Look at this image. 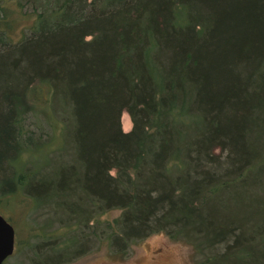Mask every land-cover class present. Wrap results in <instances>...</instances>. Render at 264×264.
<instances>
[{
  "label": "trees",
  "instance_id": "obj_1",
  "mask_svg": "<svg viewBox=\"0 0 264 264\" xmlns=\"http://www.w3.org/2000/svg\"><path fill=\"white\" fill-rule=\"evenodd\" d=\"M16 193L65 230L35 264L157 233L195 264H264V0H0V198Z\"/></svg>",
  "mask_w": 264,
  "mask_h": 264
},
{
  "label": "rangeland",
  "instance_id": "obj_2",
  "mask_svg": "<svg viewBox=\"0 0 264 264\" xmlns=\"http://www.w3.org/2000/svg\"><path fill=\"white\" fill-rule=\"evenodd\" d=\"M120 126L123 131L131 127L130 119L126 112L120 113ZM54 127L56 122L53 119ZM52 132V133H53ZM59 141L56 133H53L52 141L48 148L38 153L40 158L50 151L54 158L57 157V143ZM66 157H70V151H65ZM10 181L7 179V184ZM5 199V201H4ZM33 208V203L22 193L14 196H2L0 198V215L8 221L13 229V250L2 264H35V247L43 238H55L57 234H63L64 229H56L57 222H47L46 226L39 224L45 220L44 212ZM118 211H111L106 216H115ZM56 219V217H55ZM44 223V222H43ZM92 248V249H91ZM61 264H195L193 261L192 248L184 242L168 240L162 233L152 234L130 248V254L126 258L119 257L110 252L103 241L99 246L93 245L77 258Z\"/></svg>",
  "mask_w": 264,
  "mask_h": 264
},
{
  "label": "water",
  "instance_id": "obj_3",
  "mask_svg": "<svg viewBox=\"0 0 264 264\" xmlns=\"http://www.w3.org/2000/svg\"><path fill=\"white\" fill-rule=\"evenodd\" d=\"M13 250V229L0 215V264Z\"/></svg>",
  "mask_w": 264,
  "mask_h": 264
},
{
  "label": "flooded vegetation",
  "instance_id": "obj_4",
  "mask_svg": "<svg viewBox=\"0 0 264 264\" xmlns=\"http://www.w3.org/2000/svg\"><path fill=\"white\" fill-rule=\"evenodd\" d=\"M4 219V218H3ZM7 223H8V221L6 220V219H4ZM5 259V258H4ZM3 262V261H2Z\"/></svg>",
  "mask_w": 264,
  "mask_h": 264
}]
</instances>
